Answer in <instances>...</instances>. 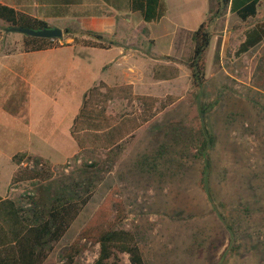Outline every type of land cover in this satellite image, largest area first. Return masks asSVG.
I'll list each match as a JSON object with an SVG mask.
<instances>
[{
    "label": "rangeland",
    "instance_id": "obj_1",
    "mask_svg": "<svg viewBox=\"0 0 264 264\" xmlns=\"http://www.w3.org/2000/svg\"><path fill=\"white\" fill-rule=\"evenodd\" d=\"M165 1L167 12L160 29L173 24L196 28L204 23L212 26L211 35L219 36L223 31V19H214L223 15V10L220 14L208 12L207 0ZM260 22L264 23V14L244 22L230 17L228 29L240 24L239 31L232 30L223 50L220 39L210 42L205 55V81L200 88L193 85L186 67L191 55L188 51L181 58L183 69L177 71L170 85L161 83L154 92L135 93L123 86L110 93L95 94L93 103L104 107L111 124L123 120L126 128L133 123L126 120L141 118L144 107L138 97H154L157 108L167 96L175 102L122 142L115 166L104 173L88 204L43 264L61 263L66 249L108 197L122 203V226L136 235L146 264H264V40L244 54H235L251 25ZM6 28L8 25L0 21V34ZM164 43L165 39H161V47ZM160 57L162 62L173 60ZM4 66L5 63L0 68ZM157 66L162 76L174 74L171 63ZM27 80L33 83L32 92ZM42 80L41 72L11 76L19 91L14 101L4 107L17 118L28 115L32 127L29 131L9 128L2 121L0 195L17 169L11 162L14 153L27 150L57 161L48 162L53 178L62 173L68 175L80 164L79 160L73 162L75 145L63 126L55 130L44 126L49 109L60 118L64 110L74 111L78 105L44 104L40 93ZM6 88L9 93L8 84ZM203 108L205 126L213 139L208 150L213 203L200 187L203 162L194 157ZM94 116L95 122H99V117ZM95 155L104 160L103 150ZM27 164L31 166L26 161L21 166ZM33 188L32 183L9 184L3 197L31 195ZM109 204L111 209V201ZM215 210L230 218L233 241H229ZM97 256L98 245L88 244L79 261L92 264ZM123 258L127 264V257Z\"/></svg>",
    "mask_w": 264,
    "mask_h": 264
},
{
    "label": "trees",
    "instance_id": "obj_2",
    "mask_svg": "<svg viewBox=\"0 0 264 264\" xmlns=\"http://www.w3.org/2000/svg\"><path fill=\"white\" fill-rule=\"evenodd\" d=\"M229 2L230 0H221L224 9ZM258 2L259 0H241L238 4L236 0H231L230 10L235 11L241 21H246L256 14ZM132 9L139 11L146 23L158 21L165 15V5L162 0H132ZM0 21L10 27L34 30L47 28L46 23L2 4H0ZM209 26L210 24L202 23L192 34L194 48L186 67L191 73L192 83L196 88H200L205 81V55L211 41ZM64 33L69 34L66 30ZM91 35V40L75 38L73 43H81L87 47H102V44L97 42L101 37L96 34ZM263 40L264 23H261L246 32L245 39L235 54H244ZM22 43L24 52L42 51L59 46L54 40L28 36H23ZM173 73L170 76H162L158 66L153 69L155 79H173L177 74L174 71ZM98 91L97 87L89 90L73 122L71 137L78 149L73 162L80 161L74 171L53 178L50 166L44 159L26 153H18L12 157L11 161L17 169L11 177L10 185L32 183L34 188L31 195H23L15 199L0 197V264H43L53 247L63 238L88 204L103 180L104 173L110 172L115 166L122 142L127 137H131L136 129L175 102L173 97L167 96L159 102L157 108L158 101L154 98L138 97V101L144 107L139 114L141 118L139 120L132 117L126 120L133 122L126 128L123 120L117 125L111 124V117L109 116L108 119L105 115L104 107H98L93 103ZM112 91L113 88H109L105 93ZM204 110L203 108L200 111L202 127L200 138L196 141L194 157L203 162L200 187L208 200L213 203L209 185L211 169L208 157L213 139L205 126ZM95 114L99 117V122H95ZM99 150L104 151V160L95 155ZM25 161L31 162V166L28 164L21 166ZM109 201H111V209ZM215 213L229 241H233L235 234L230 218L217 210ZM124 218L122 203L108 197L76 240L66 249L60 264H82L79 258L88 244L98 245V256L92 264H126L124 256L127 257V264H146L136 235L122 226Z\"/></svg>",
    "mask_w": 264,
    "mask_h": 264
},
{
    "label": "crops",
    "instance_id": "obj_3",
    "mask_svg": "<svg viewBox=\"0 0 264 264\" xmlns=\"http://www.w3.org/2000/svg\"><path fill=\"white\" fill-rule=\"evenodd\" d=\"M240 1L236 0L238 4ZM162 2L166 13L167 3L165 0ZM0 4L42 21L48 28H57L62 32L61 39L54 40L59 46L35 52L23 51V35L11 31L12 27L8 26L5 32L0 34V65L6 64L0 68V127L3 120L5 121L3 126L9 128L29 131L32 127L28 115L17 118L4 106L12 103L19 91L13 86L12 75L41 72L43 80L40 93L44 98V104L78 105V109L74 111L64 110L60 118L49 109L46 113L48 120L44 125L51 130L63 126L75 145V150H72L74 154H77L78 149L71 137V129L89 90L97 87L100 93H105L109 88L125 86L130 87L135 93L142 90L154 92L161 83L170 85L176 77L165 80L155 79L153 69L157 63L164 65L171 63L175 73L181 71L182 66L185 65L181 58L188 51L192 54L194 48L192 34L200 25L190 28L188 24H173L160 29L159 26L162 25L160 23L165 19V15L158 21L146 23L139 11L132 9V0H0ZM230 4L231 0L224 9L221 0H207L208 12L214 11L220 14V10L221 12L223 10V15L214 18L215 22L223 19V31L219 36L211 35V41L221 40V50L227 47L225 42L233 35L232 30L239 31L240 24L228 29L227 23L230 17H237L235 11L230 10ZM262 14H264V0H259L256 14L247 20H254ZM255 25H251V28ZM211 27L209 26V29ZM65 30L69 34H65ZM91 34L101 37L97 42L101 43L102 47H87L81 43H73L75 38L91 40ZM242 38L244 41L245 37ZM161 39H165L164 47H161ZM160 56L170 57L173 60L162 62ZM18 57L23 59L18 60ZM144 68L150 70L145 72ZM25 83L32 92L33 83L29 80ZM6 84L9 86V93ZM18 153L40 157L47 163H57L48 156L27 150L14 153L11 160ZM9 184L10 181L7 187ZM7 187L0 195L3 199Z\"/></svg>",
    "mask_w": 264,
    "mask_h": 264
},
{
    "label": "water",
    "instance_id": "obj_4",
    "mask_svg": "<svg viewBox=\"0 0 264 264\" xmlns=\"http://www.w3.org/2000/svg\"><path fill=\"white\" fill-rule=\"evenodd\" d=\"M11 31L19 33L23 36L33 37V38H43L50 40H60L62 37L61 30L57 28H44L40 30H34L24 27H12Z\"/></svg>",
    "mask_w": 264,
    "mask_h": 264
}]
</instances>
